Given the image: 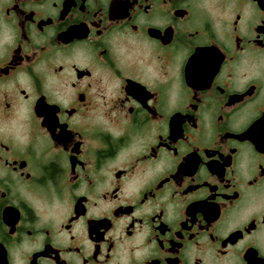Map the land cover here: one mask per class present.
Returning <instances> with one entry per match:
<instances>
[{
	"label": "flooded vegetation",
	"instance_id": "1",
	"mask_svg": "<svg viewBox=\"0 0 264 264\" xmlns=\"http://www.w3.org/2000/svg\"><path fill=\"white\" fill-rule=\"evenodd\" d=\"M0 264H264V0H0Z\"/></svg>",
	"mask_w": 264,
	"mask_h": 264
}]
</instances>
